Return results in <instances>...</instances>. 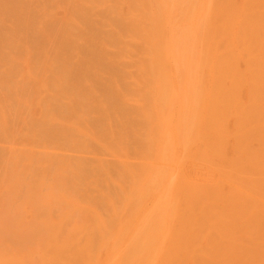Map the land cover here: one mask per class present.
<instances>
[{"label":"rangeland","instance_id":"obj_1","mask_svg":"<svg viewBox=\"0 0 264 264\" xmlns=\"http://www.w3.org/2000/svg\"><path fill=\"white\" fill-rule=\"evenodd\" d=\"M262 42L264 0H0V263L198 264L264 181V121L208 119L254 106Z\"/></svg>","mask_w":264,"mask_h":264},{"label":"bare ground","instance_id":"obj_2","mask_svg":"<svg viewBox=\"0 0 264 264\" xmlns=\"http://www.w3.org/2000/svg\"><path fill=\"white\" fill-rule=\"evenodd\" d=\"M256 26L252 27L254 30ZM264 53V42L257 45ZM255 50H252L253 52ZM226 63H223L221 67H225ZM259 66V76L253 78L255 75L252 73V81L250 87V98L253 101H256L254 106L251 104L247 107L240 108L238 105L233 103V91L228 89H223L221 86L213 92V96L210 95L209 101H211L210 109L208 113V119L211 126H221V122L224 119V116L231 109L234 110L235 116L237 118L238 128L244 127L247 122H257L261 123L264 121V66ZM232 67L228 64L221 72V79L227 78L230 76ZM233 85H237L236 81L232 82ZM246 137L254 138L259 137L260 143H264V124L256 125L247 130ZM244 138L239 137L240 140ZM239 139L237 138V146L239 148ZM245 144L247 143L244 141ZM245 149L240 153L239 160L242 162L244 167L250 166L254 160H257L255 165L259 166L256 156L248 157L245 153ZM236 157V160L238 158ZM234 160L237 164L238 161ZM260 163L264 166V160H261ZM235 165V163L233 162ZM256 176L260 177L259 174ZM264 179V178H263ZM255 192L248 199H242L240 197L230 199L225 203V208L229 211L222 210L219 213H216L217 217L223 221V225L220 227L219 224L212 226L210 229H207L206 235L203 237L202 245L198 249L200 255V260L198 264H214L216 261L217 264H252L256 257L253 255L258 251L264 254V206L263 204L258 205L257 199L259 194L264 193V181L259 183H254ZM208 210L211 209L205 205ZM228 216H231L230 222L232 227L227 226L226 219ZM216 227V229H212ZM185 227L180 228L176 232V239L173 241V250L183 247V236L185 232ZM214 232V233H212ZM191 232H187L185 236L189 237ZM171 231H169L167 239L170 238ZM242 236H244L245 243L244 245L240 242ZM194 241L197 238H193ZM226 243V246L223 244ZM243 244V245H242ZM261 248V249H260ZM189 256V253L182 254V257L185 259ZM7 264H16L14 262H6ZM4 264V263H0Z\"/></svg>","mask_w":264,"mask_h":264}]
</instances>
